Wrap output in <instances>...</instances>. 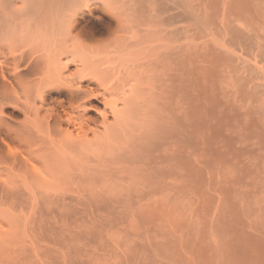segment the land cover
Here are the masks:
<instances>
[{
	"label": "bare ground",
	"instance_id": "6f19581e",
	"mask_svg": "<svg viewBox=\"0 0 264 264\" xmlns=\"http://www.w3.org/2000/svg\"><path fill=\"white\" fill-rule=\"evenodd\" d=\"M0 264H264V0H0Z\"/></svg>",
	"mask_w": 264,
	"mask_h": 264
}]
</instances>
